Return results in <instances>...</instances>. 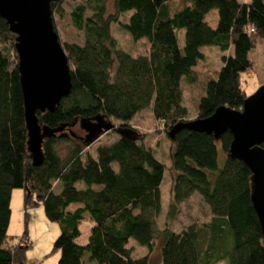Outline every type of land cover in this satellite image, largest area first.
I'll use <instances>...</instances> for the list:
<instances>
[{"label":"trees","instance_id":"1","mask_svg":"<svg viewBox=\"0 0 264 264\" xmlns=\"http://www.w3.org/2000/svg\"><path fill=\"white\" fill-rule=\"evenodd\" d=\"M64 1L51 2L52 19L55 13L63 15ZM111 1L113 14H108V0H84L72 10V25L83 32L84 43L63 45L71 92L54 112L36 115L40 126L67 125L64 132L78 119L104 116L119 138L99 145L92 155L86 148L93 141L84 137L45 138L38 166L29 151L16 35L0 17V264H39L26 256V212L36 207L59 224L53 246V252L60 253L58 264H82L86 257L94 264H150L156 240L161 246L159 264H264V241L250 201L251 171L228 158L232 135L225 132L215 140L182 129L174 140L169 136L176 124L189 120L181 86L183 81L197 83L194 68L204 60L205 46L223 53L222 66L205 87L197 118H207L221 106L242 110L247 98L243 76L252 66L249 53L258 41L264 46V0H182L179 6L172 0ZM214 10L218 21L211 27L206 20ZM124 15L129 18L122 23L119 18ZM112 24H119L136 42L146 40L147 53L133 56L118 48ZM54 30L57 33L55 26ZM182 30L180 48L177 32ZM147 109L161 124L158 130L175 145L171 203L160 230L155 219L162 211L166 167L131 126ZM68 138L75 145L63 159L57 144ZM15 189H22L26 197L25 230L14 243L8 228ZM195 194L208 206L209 222L190 224L181 232L171 230L169 221ZM86 221L92 227L87 242L80 245L76 239ZM130 240L146 247L148 254L133 258Z\"/></svg>","mask_w":264,"mask_h":264},{"label":"water","instance_id":"2","mask_svg":"<svg viewBox=\"0 0 264 264\" xmlns=\"http://www.w3.org/2000/svg\"><path fill=\"white\" fill-rule=\"evenodd\" d=\"M53 0H0V17L16 35L18 70L29 132V151L34 166L43 161L45 138L67 137V125L58 128L40 126L37 112H54L72 88L68 59L54 30ZM88 142L111 131L114 126L100 116L81 120ZM182 129L212 135L219 140L225 132L232 135L228 158L237 159L251 171L250 201L257 216L264 241V85L244 100L242 110L221 106L207 118L176 124L170 131L172 140ZM120 134L130 132L118 130ZM70 135H75L70 131Z\"/></svg>","mask_w":264,"mask_h":264},{"label":"rangeland","instance_id":"3","mask_svg":"<svg viewBox=\"0 0 264 264\" xmlns=\"http://www.w3.org/2000/svg\"><path fill=\"white\" fill-rule=\"evenodd\" d=\"M84 3V0H65L63 3V15L55 13L53 16V25L57 30L59 41L62 44H78L84 43L83 32L77 31L71 22L70 14L72 10L79 4ZM182 0H172L173 6H179ZM108 14H113L112 1L107 2ZM87 15H90L88 13ZM129 15H124L119 18L120 22H125ZM207 23L211 27H216L218 21V13L216 10L212 11L207 17ZM111 32L116 39L118 48L133 55H143L147 53L149 44L146 40L134 41L129 33L123 30L119 24H112ZM179 39V46L183 48L185 31L177 32ZM204 54V60L199 61L194 71L197 76L196 84H188L186 81L182 82L183 104L188 109L189 120L197 118L198 102L205 94V87L210 80L216 79L218 72L222 66L223 53L215 46H205L201 49ZM230 52L224 53L229 54ZM264 46L261 41H258L256 47L249 53L251 60V69L243 76V88L247 96H251L262 85H264V64H263ZM104 119L106 117L102 116ZM134 126L143 135L146 142L145 145L154 151L155 157L164 164V181L161 186V205L162 211L156 217L155 223L157 229H163L167 223V211L171 203V186L173 180V169L171 163V154L174 150V142L165 134H162L158 129L161 124L158 123L149 109L145 110L141 116H138L134 121ZM73 132L83 136L85 131L81 128V120H77ZM119 136L116 132L110 131L98 137L95 142L86 148L88 153L95 154V150L99 145H108L115 142ZM68 138L65 141H59L57 144V151L64 159L75 145L74 140ZM219 146V145H218ZM225 154L221 153V158ZM221 163V161H220ZM55 190H58V185L55 184ZM25 192L22 189H15L12 192L11 212L12 223L9 226L8 234L12 237V242H17L23 235L25 230ZM72 205L71 209H74ZM26 231L29 248L26 251V256L29 260L39 264H58L60 253L53 252V246L60 234L59 224L50 221L41 207L30 208L26 212ZM211 213L208 206L204 203L202 198L195 194L188 200L184 201L179 208V213L174 221H169L171 230L181 232V230L193 223L203 224L209 222ZM92 223L83 222L80 227L81 235L76 239V243L83 245L87 242ZM129 247L133 248V258L138 259L148 254V249L142 247L134 240H130ZM161 261V246L160 241L156 240L150 254V264H159ZM82 264L91 263L87 257L83 259ZM216 264H227L221 261Z\"/></svg>","mask_w":264,"mask_h":264},{"label":"crops","instance_id":"4","mask_svg":"<svg viewBox=\"0 0 264 264\" xmlns=\"http://www.w3.org/2000/svg\"><path fill=\"white\" fill-rule=\"evenodd\" d=\"M144 112V111H143ZM143 112H141V113H138L135 117H134V119L132 120V122H131V126L132 127H134L135 128V126H134V121H135V119L138 117V116H141V114L143 113ZM106 121V120H105ZM145 142H146V140H145ZM150 148V147H149ZM11 202H12V200H11ZM42 208V207H41ZM12 223V212H11V220H10V224ZM10 226V225H9ZM9 229V228H8ZM87 259H88V257H87Z\"/></svg>","mask_w":264,"mask_h":264},{"label":"flooded vegetation","instance_id":"5","mask_svg":"<svg viewBox=\"0 0 264 264\" xmlns=\"http://www.w3.org/2000/svg\"><path fill=\"white\" fill-rule=\"evenodd\" d=\"M73 127H74V126H73ZM73 127H71L70 130L67 129V131H68V132H66V133L68 134L67 137H72V136L70 135V131H72V133H73L75 136H78L79 138H83V137L86 135V133H85L83 136L76 134L75 132H73ZM83 131H84V130H83Z\"/></svg>","mask_w":264,"mask_h":264}]
</instances>
